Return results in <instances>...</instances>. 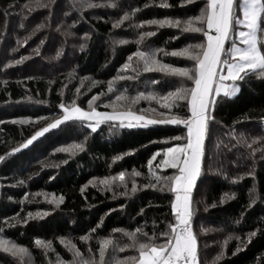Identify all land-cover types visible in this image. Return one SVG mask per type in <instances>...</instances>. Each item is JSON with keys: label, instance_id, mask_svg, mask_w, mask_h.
Wrapping results in <instances>:
<instances>
[{"label": "trees", "instance_id": "1", "mask_svg": "<svg viewBox=\"0 0 264 264\" xmlns=\"http://www.w3.org/2000/svg\"><path fill=\"white\" fill-rule=\"evenodd\" d=\"M113 2L119 7L86 8L81 13L71 9V0H56L54 13L49 16V9L22 10L28 0H0V34H3L0 38V155L18 146L39 127L57 117L62 111L58 107L60 102L70 104L74 100L78 105L88 108L92 96L103 91L105 95L95 101L93 106L100 110H112L108 107V101L110 98L114 100V93L108 92V81L118 74L133 75L130 71L123 72L121 66L138 47L142 51L163 49L158 53V58L165 63L178 67L190 66L185 58L174 57L170 53L194 42L192 34L168 24L135 25L150 19L182 21L198 14L205 0H200L196 5L182 4L181 0ZM165 3L167 7L163 6ZM133 9L138 10L129 21L113 28L114 21L123 11L131 12ZM64 12H70V15L64 16ZM22 19L25 24L23 29L19 27ZM38 23H45L46 27L30 36L27 43L18 44V40L29 37ZM73 24L69 29L68 26ZM57 25H60L59 30ZM65 29L75 35L65 36ZM141 31H151L154 35L146 37L137 46L135 40ZM85 33L88 34L87 38ZM42 39L45 43L40 45ZM122 39L126 43H114ZM82 43L87 45L83 50L79 47ZM38 45L39 55L33 51ZM61 47L64 51L60 57H56ZM13 48L17 51H11ZM21 56L26 57L21 64L9 63ZM86 77L89 79H84ZM93 80L100 83L91 86ZM152 80L161 81L160 89L164 91L179 82V78L166 77L163 73L141 72L137 80H116L114 88H127L130 95H135V91L145 90V82ZM134 107L137 110H149L138 113L150 118H158L157 113L164 111L156 101L141 100ZM152 108L157 113H152ZM180 111L182 114L187 113L186 108ZM37 117L45 119L37 120ZM215 117L217 121H223L225 125L234 127L237 133L242 132L249 138L264 134V122L261 121V117H264V78L251 76L241 81L239 93L219 102ZM21 119L28 122L18 123ZM113 123L117 122L102 124L96 133H90L86 124L79 121L61 125L49 130L26 149L0 162V228L3 229L0 235L5 240L27 247L31 252V264L55 262L57 254L65 261L71 260L72 253L61 242L62 237L86 252L88 247H99L98 237L119 236V233L113 232L114 229L134 230L143 225L144 231L152 235L154 229L159 232L164 228L165 219H171L172 194L161 192L158 187H144L149 183L147 160L157 150L183 142L171 138L183 136L186 130L182 125H148L124 127L118 132H110ZM211 127L213 136L207 141L204 170L194 189L196 211L193 221L200 258L203 264H211L213 258L223 251L224 257L216 264H264V231H261L264 229V160L259 159L257 153L255 179L244 176L243 179L234 180L249 170L250 162L238 159L236 150L209 159L214 151L215 136L219 134L217 124ZM85 136L88 139L84 149L76 151L74 155L57 151L80 143ZM131 149L136 151L130 152ZM117 156L120 159H114ZM133 169L142 173L134 177L137 184L135 192H131ZM120 171L126 173L130 193L127 196L119 195L125 189L122 185L118 186V181L113 183V190L99 183L105 177L116 176ZM156 171L171 175L175 170ZM94 178L96 182L89 184L88 181ZM19 180L26 183L18 184ZM254 186L259 199L249 207V190ZM25 193L29 194L27 199ZM225 193L235 195L222 201ZM60 196L64 200L59 206L51 203L53 198ZM206 205L214 206L206 210ZM29 213L33 214L31 218ZM36 213L41 215L36 216ZM17 214L27 222L17 224L11 221V226H7L5 218ZM90 229L95 231L90 232ZM251 231H256L257 235L249 241L248 233ZM86 234L91 239L81 241L79 238ZM230 235L232 239H228ZM237 236L241 239L237 240ZM37 238L51 241L55 251L45 252L38 247L35 244ZM238 245L241 250L237 252ZM133 254L132 250L120 253L122 256ZM0 264L15 262L0 249Z\"/></svg>", "mask_w": 264, "mask_h": 264}, {"label": "snow or ice", "instance_id": "2", "mask_svg": "<svg viewBox=\"0 0 264 264\" xmlns=\"http://www.w3.org/2000/svg\"><path fill=\"white\" fill-rule=\"evenodd\" d=\"M55 2L56 0H28V3L22 6V10L49 9V16H51L54 13ZM198 2L200 0H181L182 4L196 5ZM163 6L167 7L168 5L165 3ZM95 7L117 8L119 5L113 0H100V2L97 0H71V9L81 13L86 8ZM137 10L123 11V14L114 21L113 28H118L125 21H129ZM5 15L7 16V11ZM63 15L68 16L70 12H64ZM143 24L158 26L168 24L180 28L182 32L192 34L194 42L170 53L174 57L185 58L190 62V66L178 67L172 63H165L158 58V53L162 52L163 49L142 51L138 47L136 51L129 54L127 61L121 66L123 72L130 71L133 75L118 74L117 77L108 81L107 90L109 93H114V100L110 98L108 101V107L112 111H98L97 107L93 106L95 101L105 95L103 91L92 96L88 101V109L82 108L74 100L70 104L60 102L58 107L62 111L58 117H53L50 122H46L44 126L39 127L33 134L23 139L18 146L11 147L9 152L0 155V162L5 161L6 157L26 149L49 130L65 124H74L77 121L86 124L90 133H96L100 126L106 122H118L113 123L109 129L110 132H118L124 127L182 125L186 130L184 135L171 139L183 142L172 143L171 146L157 150L148 158L149 183L144 185V187H158L161 192L167 191L172 194L170 201L171 219H165L163 221L164 228L159 232L154 229L152 235L144 231L143 225L134 230L114 229L113 232L119 233V236L98 237L99 247L97 249L88 247L86 252H82L70 240L62 237L60 238L61 242L65 243V246L72 253V259L65 261L57 254L56 261H49V264H203L199 254L198 235L194 231L193 216L196 211L194 189L197 187L198 178L201 177L204 170V159L206 151H208L207 141L213 136L212 124L218 125L219 134L215 136L214 151L209 159L236 150L238 159L250 162L249 170L236 176L234 180L243 179L244 176L255 179L257 153H259V159L264 160V134L253 135L249 138L242 132L237 133L234 127L225 125L223 121H217L215 117V109L219 102L224 98H232L239 93L241 81H245L251 76L264 78V0H238V2L237 0H205L198 14L189 16L182 21L168 18L150 19L141 21L135 27H140ZM73 26L74 24L69 25L68 28ZM19 27L21 29L25 27L23 19ZM45 27V23H38L29 37H25L23 41L18 40L17 43H27L30 36L35 35L36 32ZM57 28L59 30L60 25H57ZM63 34L67 37L75 35L67 29ZM152 35L154 33L151 31L139 32L138 38L135 40L136 45H141L146 37ZM87 36L88 34L85 33V38ZM2 37L3 34H0V38ZM44 43L43 39L40 40V45ZM114 43L124 44L126 41L122 39L114 41ZM86 46L83 43L79 45L81 50ZM11 51L15 52L17 49L13 48ZM33 51L39 55L40 46L38 45ZM63 51L64 48L61 47L57 51L56 57H60ZM168 54L165 53V55ZM133 57H135V61ZM25 59L26 57L21 56L19 59L9 61V63L19 65ZM7 66L6 64L5 67ZM141 72L163 73L166 77L179 78V82L173 85L170 90L164 91L160 89L161 81H147L144 85L145 90H137L135 95H130L127 88H114L116 80H137ZM69 76H72V73H69ZM53 82L50 81V83ZM5 83L7 82L5 81ZM98 83L100 82L93 80L91 86ZM81 84L83 85V79ZM76 91L79 94V88ZM141 100L156 101L164 111L157 113L155 108L150 109L152 113H157L158 118L138 114V111H149L137 110L134 107ZM181 108H186L187 113L182 114ZM36 119L44 120L45 118L37 117ZM261 121L264 122V117H261ZM17 122L24 124L28 121L21 119ZM235 123L234 121L233 124ZM87 139L88 137L85 136L80 143H73L68 147L59 148L57 151L71 152L74 155L76 151L84 149ZM135 151V149L130 150V152ZM114 159H120V157L117 156ZM154 161H157L155 165L153 164ZM65 162L61 161V163ZM41 163L43 164V162ZM156 169H173L175 171L171 175H163ZM141 175V172L133 169L131 192L137 190L134 177ZM125 177V171H120L116 176L105 177L99 183L108 190H113V183L118 181V186L122 185L125 189L119 195L127 196L130 193ZM153 180L155 182H152ZM95 182V178L88 181L89 184ZM17 183L23 185L26 182L19 180ZM249 192L251 196L248 206L252 207L259 196L255 194V186ZM28 195L25 193V199ZM234 195L235 193L231 195L225 193L222 201L225 198L231 199ZM9 199L12 198L9 197ZM63 200L64 197L60 196L53 198L51 203L59 206ZM23 202L22 200L21 203ZM212 206L214 205H206V210ZM143 211L141 209V213ZM35 215L41 214L36 213ZM28 216L31 218L33 214L29 213ZM5 220L7 226H11V221H15L17 224L27 222L21 220L18 214L11 218H5ZM2 231L3 229L0 228V232ZM89 231L94 232L95 229ZM256 235V231L249 232V241ZM79 239L87 242L91 237L86 234ZM228 239H232V236L230 235ZM236 239L240 240L241 238L237 236ZM35 244L43 248L45 252L55 251L52 249L51 241H43L37 238ZM0 249L3 250L4 254L10 255L15 264H31L29 249L14 241L5 240L2 235H0ZM126 250H132L135 254L120 255ZM240 250L241 247L238 245L236 251ZM224 255L225 253L220 251L213 258L211 264H216V261L221 260Z\"/></svg>", "mask_w": 264, "mask_h": 264}, {"label": "rangeland", "instance_id": "3", "mask_svg": "<svg viewBox=\"0 0 264 264\" xmlns=\"http://www.w3.org/2000/svg\"><path fill=\"white\" fill-rule=\"evenodd\" d=\"M81 107H82V106H81ZM82 108H84V107H82ZM84 109H88V108H84ZM97 110H98V111H112V110H100V109H98V108H97ZM60 113H61V112H60ZM60 113H59V114H60ZM138 114H140V113H138ZM57 117H58V116H57ZM117 123H118V122H117Z\"/></svg>", "mask_w": 264, "mask_h": 264}]
</instances>
